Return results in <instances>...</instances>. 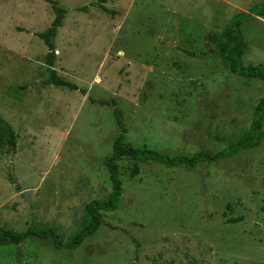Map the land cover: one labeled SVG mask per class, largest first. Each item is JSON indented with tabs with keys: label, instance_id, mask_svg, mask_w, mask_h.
Returning <instances> with one entry per match:
<instances>
[{
	"label": "rangeland",
	"instance_id": "rangeland-1",
	"mask_svg": "<svg viewBox=\"0 0 264 264\" xmlns=\"http://www.w3.org/2000/svg\"><path fill=\"white\" fill-rule=\"evenodd\" d=\"M54 1L65 14L50 66L40 33L52 5L0 0V116L16 133L0 150V227H55L67 241L88 222L85 204L111 191V101L127 142L171 156L250 133L264 83L224 67L211 37L264 0ZM240 30L243 64L264 63V17ZM52 71L79 90L51 84ZM119 172L118 208L100 211L80 246L29 236L0 246V264H264V144L194 171L124 155Z\"/></svg>",
	"mask_w": 264,
	"mask_h": 264
},
{
	"label": "trees",
	"instance_id": "trees-1",
	"mask_svg": "<svg viewBox=\"0 0 264 264\" xmlns=\"http://www.w3.org/2000/svg\"><path fill=\"white\" fill-rule=\"evenodd\" d=\"M47 1L52 5L54 18L50 26L40 33V38L47 48L45 60L48 65L52 66L55 58L54 39L57 30L63 25L65 9L54 0ZM103 10L108 14H112V11L106 8ZM254 17H264V3L254 4L247 11L235 13L220 31L213 33L211 42L214 44L216 53L224 67L231 69L240 77L256 78L264 83V63L246 66L243 64L241 57L247 48V43L243 39L240 25L242 22ZM49 82L55 86L66 87L69 90H79L76 84L60 78L54 71L51 73ZM80 91L84 92L83 89ZM99 103L107 104L108 102L100 100ZM111 103L113 115L120 131L113 141L111 153L103 160L111 182V191L108 197L101 200H91L85 204V211L89 218L88 222L67 241L63 240L60 232L55 227H31L22 233L0 227V246L18 244L29 236L50 239L57 249H74L80 246L86 237L95 234L96 230L103 224L100 211H113L120 204L123 190L120 180L119 161L124 155L133 161L155 162L166 167H183L188 171H194L199 164L230 158L242 151L264 144V134L261 131L264 117V95L255 105L251 120V131L248 135L230 143L226 148L215 153L207 149H200L191 156L182 154L171 156L150 148L132 146L131 143L126 141V128L122 120L121 110L118 109L115 101H111ZM15 145L16 133L0 116V150L14 148ZM137 173L138 167L134 165L130 175L134 176Z\"/></svg>",
	"mask_w": 264,
	"mask_h": 264
}]
</instances>
